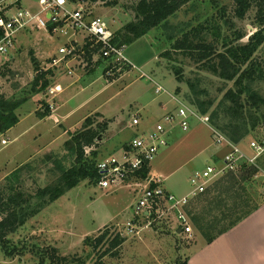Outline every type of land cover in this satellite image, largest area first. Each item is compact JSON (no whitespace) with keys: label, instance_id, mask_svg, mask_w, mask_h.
Returning a JSON list of instances; mask_svg holds the SVG:
<instances>
[{"label":"rangeland","instance_id":"374dc122","mask_svg":"<svg viewBox=\"0 0 264 264\" xmlns=\"http://www.w3.org/2000/svg\"><path fill=\"white\" fill-rule=\"evenodd\" d=\"M117 1L116 7H107L100 2L87 4L91 15L104 20L113 33L135 19L133 7L137 3V0ZM31 4L34 6L35 1ZM216 4L226 9V16L233 25L231 32H243L246 38L254 32V12L250 11L242 21L235 19L231 13V0H190L164 26L123 46V56L132 68L111 73V79L103 74L101 65H96L99 56L93 58L90 67L82 63L79 56L68 64L61 63L55 69L51 82L52 86L58 85L62 90L54 96V116L58 123L50 115L42 120L36 116L44 111L42 102L46 101L45 94L28 98L16 112L19 122L6 132L5 136L11 143L0 147V186L6 184V177L19 168L22 169L20 182L24 192L33 194L39 188L53 185L59 175L53 161L60 160L66 168L72 165L73 157L65 151L64 143L73 132L82 128L87 118L96 123L109 122L97 146L98 158L114 152L118 156L120 151L117 150L131 138L148 134L165 114L174 112L182 104L208 117L209 124L206 126L190 119L186 132L173 129L167 145L159 149L150 164V176L159 178L165 191H179L180 197L188 195L192 174L202 171L207 164L220 165L228 150L214 143L210 128L229 140L227 130L226 135L220 130L233 123L223 111L228 104L223 96L235 87L233 82L201 70L198 64L171 46L175 39L180 38L182 31L210 20L212 16L217 17ZM219 23L222 36L225 33L231 35L222 22ZM67 41L68 37L59 32L50 35L37 31L21 36L16 49L8 57H0V93L8 99L25 96L34 76L32 58L40 67L48 68L47 61L54 56L59 57L58 49ZM165 52L170 55L162 56ZM254 57L264 68V48L259 49ZM68 71L72 75H68ZM176 71L180 72L181 80L178 82ZM158 87L163 90L160 95L154 93ZM251 90L264 98V81L251 84ZM207 102H211V106L203 115L196 104L201 103L207 108ZM215 111L216 118L211 120L210 114ZM255 115L259 118L258 124L251 129L247 119V133L238 143L248 155H251L248 142L260 135L264 125L261 118L264 110L255 112ZM134 118L138 120L136 126L132 125ZM260 158L264 166V154ZM261 165L256 164L259 174L248 187L254 204L264 193ZM136 182L142 184L139 180ZM145 187V184L139 187L124 184L103 190L87 181L80 183L8 237L11 247L19 254L7 257L0 249V264H38L36 253L50 248L57 249L58 254L68 260L75 258L92 264L94 259L84 240L95 239L105 231H109L111 237L119 234L125 242L118 249L116 258L106 256L102 259L104 264H175L188 258L196 261L199 254L201 257L205 253L200 252L206 247L205 240L193 227L191 237L176 235V220L171 213L161 211L149 218L140 215L136 217L137 234H127L125 225L133 219L134 205Z\"/></svg>","mask_w":264,"mask_h":264},{"label":"trees","instance_id":"16d2710c","mask_svg":"<svg viewBox=\"0 0 264 264\" xmlns=\"http://www.w3.org/2000/svg\"><path fill=\"white\" fill-rule=\"evenodd\" d=\"M82 1L87 4L100 2L107 7L118 5L117 0ZM231 1L233 4L232 16L239 21L244 20L250 11L254 12L252 18L254 32L248 36L246 42L242 41L246 38L245 33L236 30L231 32L233 25L231 19L226 16V9L219 8L216 4L217 17L212 16L210 20H205L187 31H182L180 38L175 39L171 47L193 63L198 64L201 70L224 81L233 82L235 90H228L223 96L228 103L223 111L233 123L225 126V129L222 130L216 125V122H212L225 135L226 132L228 133L229 136H226L232 143L238 144L247 133V119L250 120L251 129H254L259 122L255 112L264 110V98L251 90V84L264 81V68L254 57L259 49L264 48V0ZM189 2L190 0H137L133 7L135 19L122 30L114 33L113 44L118 47L131 44L150 31L164 26L171 16ZM219 21L225 26L226 31L231 32V35L228 36L225 33L222 36ZM85 42L83 46L76 48L74 54L82 59V63L90 67L93 58L99 56V49L98 47L89 48L88 39H85ZM169 55V52L162 54L164 57ZM31 61L34 76L29 83L26 95L20 99L14 97L8 99L0 93L1 133L9 131L19 122L16 112L28 101L30 96L46 95L47 90L52 86L51 82L56 68H43L35 59L32 58ZM50 61L51 59L47 62L50 63ZM96 65L102 66L103 74L116 66L110 60L101 57ZM127 68L131 69L124 66L122 70H128ZM92 71L93 69L90 70V73ZM176 75L178 82L181 80L180 72L176 71ZM106 78L111 79L109 76ZM194 94L196 93L194 92ZM45 102V100L42 102L44 111L36 114L39 119L50 115ZM206 105L207 108L201 103H197L196 108L205 115L208 113L211 102H207ZM215 113L216 111L210 114L211 120L216 118L217 114ZM261 118L264 122V115H261ZM108 125V121L96 123L91 121V118H87L84 120L82 128L69 136V139L64 143V149L70 157H73V163L66 168L60 160L53 161L55 168L59 171L53 185L39 188L33 194H29L24 192L21 187V168L14 170L6 177V184L0 186V249L5 256L14 257L19 254L17 249L11 247L8 237L15 234L40 210L84 181L96 185L98 180L96 165L103 159L98 158L97 146L102 140V135L107 131ZM128 143L121 149H128ZM257 164L261 165V158L257 159ZM260 168L264 172V166L261 165ZM258 174L257 167L242 165L236 171H230L220 176L203 193L194 197L184 207L190 224L207 244L226 234L257 209L258 205L252 203L253 199L248 193V187ZM149 175L150 166L137 173L135 179L144 181ZM151 188L154 186L150 185ZM34 200L35 203H33ZM124 242L125 239L119 234L111 237L110 232L105 231L95 239L86 238L84 245L91 251V256L94 259L92 264H104L102 261L104 257L116 258L118 256V249ZM36 255L38 264H71L74 262L85 264L83 260L75 258L68 260V258L61 257L55 248L45 249ZM175 264H187V260Z\"/></svg>","mask_w":264,"mask_h":264},{"label":"built area","instance_id":"2783aa9c","mask_svg":"<svg viewBox=\"0 0 264 264\" xmlns=\"http://www.w3.org/2000/svg\"><path fill=\"white\" fill-rule=\"evenodd\" d=\"M0 0V57H8L17 46L21 36L29 35L37 31H45L53 35L59 32L68 37L67 43L58 49L59 57L54 56L48 63V68H58L61 63L68 64L77 57L74 52L77 47L83 46L88 39L89 48L98 47L99 57L110 60L116 66L105 75L119 73L122 67L132 65L123 56V46L113 44L114 33L106 22L98 17H93L87 3L82 0ZM25 6H21L22 4ZM28 4V5H26ZM69 57V58H67ZM68 75H72L68 71ZM62 92L60 86H51L44 97L48 105L50 116L56 109L54 96ZM154 93L160 95L162 88L158 87ZM47 99H50L48 101ZM196 119L203 125L208 126L209 119L198 114L194 109L179 104L174 112L165 114L155 128L148 134H142L132 138L127 148L122 149L118 156L110 155L98 161L96 172L98 180L96 186L100 189L115 188L121 185L145 184L141 196L134 205V217L125 225L128 235H136V217L142 215L152 217L161 211L173 214L182 233L187 237L193 234L192 225L184 211V207L197 195L203 193L215 180L223 174L236 171L240 166H254L256 161L264 154V125L260 135L248 142V155L239 144H234L222 136L217 130L210 128L214 143L228 148L220 165L207 164L202 171H195L190 177L191 191L186 196L178 197L166 192L161 187L159 178L150 175L140 182H136L135 176L145 167H149L160 148L167 145V138L175 128L186 132L189 128V120ZM58 123L56 118L53 119ZM132 125H138L137 118L132 120ZM6 132H0V147H6L11 141L6 138ZM134 182L133 184H130ZM150 185L154 188L150 189ZM165 209V210H164ZM164 213V212H162Z\"/></svg>","mask_w":264,"mask_h":264},{"label":"crops","instance_id":"0c3cea01","mask_svg":"<svg viewBox=\"0 0 264 264\" xmlns=\"http://www.w3.org/2000/svg\"><path fill=\"white\" fill-rule=\"evenodd\" d=\"M54 117L56 118V116L53 115V119ZM121 150L120 148L117 152ZM115 153L116 152L111 155ZM168 193L180 197L179 191ZM255 201L258 206L254 212L226 234L218 237L210 244L206 243L205 249L200 251L205 253H201V257L199 254V258L193 262L188 258L187 264H210L209 262H211V264H264V193L261 194L259 200ZM178 228L180 227L176 221L174 227L175 234L187 237L183 233L177 234Z\"/></svg>","mask_w":264,"mask_h":264},{"label":"water","instance_id":"95a60500","mask_svg":"<svg viewBox=\"0 0 264 264\" xmlns=\"http://www.w3.org/2000/svg\"><path fill=\"white\" fill-rule=\"evenodd\" d=\"M242 41H243V42H246V41H247V38H246V39H243ZM180 233H182V230H181L180 228H178V230H177V234H180Z\"/></svg>","mask_w":264,"mask_h":264}]
</instances>
